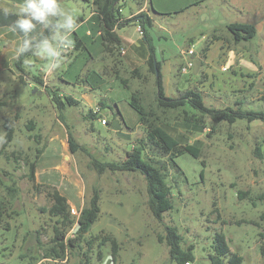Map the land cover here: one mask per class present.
Returning <instances> with one entry per match:
<instances>
[{"label":"rangeland","instance_id":"1","mask_svg":"<svg viewBox=\"0 0 264 264\" xmlns=\"http://www.w3.org/2000/svg\"><path fill=\"white\" fill-rule=\"evenodd\" d=\"M147 1L122 0L121 12L127 15L144 4L147 8L148 3L156 11H152L154 25L146 31L156 58L176 64L174 81L164 83L169 96L200 86L198 73L180 71L179 65L184 66L192 57L184 51L191 46L194 54L199 53L212 35L229 38L228 23L256 24L259 32L250 46L264 47V0ZM60 2L76 12L78 23L85 19L71 37L84 46L69 49L62 67L46 72V61L30 55L24 59L23 70H18L13 65L15 46L0 41V136L6 131L3 123L7 119L14 128V138L6 154L0 156V205L5 207L0 215V264H176L160 239L164 224L177 228L183 248L193 246L195 259L185 264H211L209 255L217 231L225 234L230 251L243 257L242 264H264V122L238 118L214 128L207 119L204 125L181 118L164 123V129L179 142L197 146L200 157L188 153L175 157L180 170H167L172 208L161 221L156 219L148 207L141 173L99 174L91 166L92 157L100 161L123 159L126 151L145 137V130L129 105L130 89L107 73L110 69L107 59L101 57L98 20L91 15V2ZM202 34L205 40L201 43ZM189 38H193L191 45L186 42ZM260 51L264 55V49ZM260 63V71L249 77L251 83L243 81L233 90L217 93L201 87L205 103L264 111V58ZM126 70L121 73L128 77ZM142 71L146 73L145 65ZM34 75L42 82L33 80ZM175 81H180L177 89ZM130 84L151 97L152 75L148 74L145 82L131 79ZM49 89L66 105L61 115L50 100ZM100 101L108 105L100 107L96 118H87ZM173 115L168 113L170 118ZM102 117L107 124L101 123ZM43 145L35 180L30 181L24 160H33L36 148ZM36 183L55 187L66 196L70 208L76 210V214L70 211L74 218L88 203L93 189L99 192L96 220L78 246L68 247L62 258L47 256L53 245L55 219L43 210L50 200L42 189L35 188ZM73 229H68L66 238L73 237ZM107 233L117 240L115 256L110 241L100 243L98 238L91 245L86 243L90 237Z\"/></svg>","mask_w":264,"mask_h":264},{"label":"trees","instance_id":"2","mask_svg":"<svg viewBox=\"0 0 264 264\" xmlns=\"http://www.w3.org/2000/svg\"><path fill=\"white\" fill-rule=\"evenodd\" d=\"M85 1L91 2L93 11L98 19V34L102 44L101 57L110 59L112 63L111 69H113L112 75L130 89L129 105L138 113V124L145 130V137L139 139L135 146L126 151L123 159L100 161L92 157L90 161L91 166L99 174L105 171L141 173L146 182L148 207L153 216L161 221L163 214L172 208V185L167 179L168 168L176 167L179 169L175 161L177 155L188 153L195 158L200 157V149L197 146L179 142L177 138L164 129L163 124L171 121V119L176 120L180 118L187 122H198L203 125L207 119L212 128L220 122L231 124L238 118H245L247 121L259 119L264 122V111L234 109L231 106L222 108L209 106L205 103L203 91L197 85L177 91V96L175 97L167 95L161 74V61L156 58L155 51L149 42L150 38L146 31V27H153L155 20L153 13L156 14V11L151 8V3H148L147 11H141L131 17H125L121 12L122 0ZM143 1L145 0H138V3L142 4ZM146 2L148 1L146 0ZM130 24L140 26L143 40L147 45L146 73H143L142 67L139 66L130 70H126L123 67L122 41L118 31ZM226 28L233 42L250 40L256 35L257 31L254 24L246 22H231L226 25ZM212 36L214 38H221L218 35ZM82 44L81 40L76 38L74 48H83L84 45ZM207 48L208 45H205L200 52L204 53ZM30 55L26 54L20 59H14L13 65L22 71L24 59ZM180 66L182 67V65ZM122 69L126 70L128 77L123 76L121 73ZM190 71L192 72V69ZM148 74L153 76L151 97L146 96L144 91L139 88L133 89L130 84L131 79L145 82ZM32 78L36 82H42L39 76L34 75ZM48 95L58 114L60 113L61 115L66 107L65 103L62 102L61 97L54 90L49 89ZM236 104H238L237 101ZM99 105L101 108H104L108 103L100 101ZM169 112L174 113L172 118L168 116ZM117 113L120 115L118 110ZM97 115L99 113L91 109L87 118H96ZM105 122H107L106 119ZM3 125L6 131L3 135L4 142L0 143V156L6 154L7 147L14 138V128L11 121L7 119ZM44 148L45 145L36 148L33 160L29 161L27 158L24 160L28 166L27 177L30 181L35 180L36 162ZM256 150L257 154H259L260 148L256 147ZM157 157L164 159L160 161ZM156 161H159L160 164ZM34 186L37 189H42L46 193V196L49 197L50 205L43 210L55 219L53 226L54 235L52 238L53 245L50 247L47 256L62 258L68 247L75 248L78 246V243L81 239H84L90 226L96 220L100 211L99 192L96 188L93 189L88 203L80 209L78 216L74 218L70 212L66 196L61 194L55 187L37 183ZM3 208L5 207L0 205V215ZM71 227H74L73 237L66 238V233ZM98 238L101 239L100 243L110 241L113 255L117 254L119 248L117 240L108 233L101 237L99 235L90 237V239H86V243L91 245L93 240ZM160 239L167 245L169 256L176 264H185L195 259L193 246L182 247V236L175 226L164 224V235ZM212 249L213 253L209 255L211 264H242L243 262L241 255L230 251L226 236L222 231L215 232Z\"/></svg>","mask_w":264,"mask_h":264},{"label":"crops","instance_id":"3","mask_svg":"<svg viewBox=\"0 0 264 264\" xmlns=\"http://www.w3.org/2000/svg\"><path fill=\"white\" fill-rule=\"evenodd\" d=\"M18 2H21V0H10V2L8 0H0V4ZM143 7H145V4L141 7H136L135 10L130 11L129 14L124 16L131 17V15H136L142 10L147 11V8ZM93 14H95L94 11H91L92 16ZM14 19L15 17L5 18L2 14H0V41L4 40L7 41V43H11L15 46L17 36L8 28V25ZM84 20L85 19L81 18L80 23H82ZM254 25L257 30V35L259 29L256 24ZM118 33L122 41L123 67L127 70H130L134 67L144 66L148 57V49L146 43H140L139 41L140 39H143V37L137 30V24L127 25L124 28H121ZM204 37L205 36L202 34L200 40L198 41H201L202 43L205 40ZM229 38H214L212 36L202 46L203 48L205 45H208L207 50L204 53L199 52L194 54V58L198 57L201 59V63L197 72L200 75V80L198 81V83H200V86H198L200 89L201 87L203 90L211 89L215 93L223 90H233L236 88V85L240 84V82H250L249 77H255L256 73L260 71V62L264 58V55L260 50H263L264 47L254 49L250 46V41L252 39L247 41L243 40L240 42H233L230 36ZM222 39L225 40L223 41ZM186 42L188 45H191L193 43V38H189ZM11 51L13 50L8 52ZM107 61L108 63L106 66L108 69H110V71L107 73H111L113 70L111 69L112 63L110 59H107ZM160 61L162 62L161 74L163 78V84L166 82L168 85V83H172V81H174L172 77L174 75L176 64H173V62L170 61H168V64H166L164 59H161ZM252 64H254V66ZM175 82V89H177L180 81ZM84 97L86 100L89 98L88 96ZM96 106L100 107V105ZM102 124H107V122Z\"/></svg>","mask_w":264,"mask_h":264},{"label":"clouds","instance_id":"4","mask_svg":"<svg viewBox=\"0 0 264 264\" xmlns=\"http://www.w3.org/2000/svg\"><path fill=\"white\" fill-rule=\"evenodd\" d=\"M0 14L15 17L8 25L17 36L15 59L31 54L46 61V72L63 66L66 52L75 44L72 34L79 27L74 10L62 6L60 0H21L0 4ZM3 142L0 136V143Z\"/></svg>","mask_w":264,"mask_h":264},{"label":"built area","instance_id":"5","mask_svg":"<svg viewBox=\"0 0 264 264\" xmlns=\"http://www.w3.org/2000/svg\"><path fill=\"white\" fill-rule=\"evenodd\" d=\"M137 30H138L139 34L142 36L143 33H142V30H141L139 25H137ZM184 53L191 55L192 57L191 58L188 57L186 60V64L181 67V72H183V73L187 72V70H191L193 67L194 50L191 47H189L187 50L184 51ZM93 111L99 112V107L98 106L94 107ZM100 121H101V123H106L104 117H102ZM70 211L72 212V214H76V210L74 208L71 207Z\"/></svg>","mask_w":264,"mask_h":264},{"label":"water","instance_id":"6","mask_svg":"<svg viewBox=\"0 0 264 264\" xmlns=\"http://www.w3.org/2000/svg\"><path fill=\"white\" fill-rule=\"evenodd\" d=\"M200 63H201V59H200V58L196 57V58L193 59L192 72H193L194 74H197L198 69H199V66H200ZM33 92H34V91H33ZM33 92H32V93H33Z\"/></svg>","mask_w":264,"mask_h":264}]
</instances>
